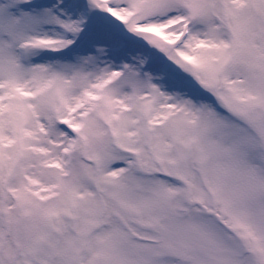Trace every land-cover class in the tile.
Masks as SVG:
<instances>
[{
	"label": "snow or ice",
	"instance_id": "1",
	"mask_svg": "<svg viewBox=\"0 0 264 264\" xmlns=\"http://www.w3.org/2000/svg\"><path fill=\"white\" fill-rule=\"evenodd\" d=\"M0 264H264V0H0Z\"/></svg>",
	"mask_w": 264,
	"mask_h": 264
}]
</instances>
